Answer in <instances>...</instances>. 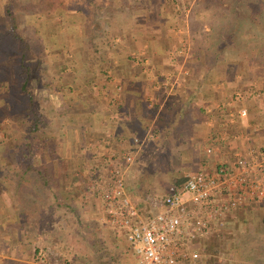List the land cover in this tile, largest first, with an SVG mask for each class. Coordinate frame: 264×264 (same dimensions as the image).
Here are the masks:
<instances>
[{"label":"crops","instance_id":"1","mask_svg":"<svg viewBox=\"0 0 264 264\" xmlns=\"http://www.w3.org/2000/svg\"><path fill=\"white\" fill-rule=\"evenodd\" d=\"M111 1L100 0L102 8ZM123 1L118 0L117 12L121 13L115 18L118 23L132 18L127 26L131 25L132 31L120 24L122 30L113 37L115 41L112 39L88 57V75L71 76L68 81L56 80L57 75L49 78L53 91L65 84L66 91L77 89L69 102L77 109L71 105L53 108L52 112L59 115V125L45 129L47 136L22 135L21 150L26 159H31L30 166L39 167L37 170H26L25 166L16 169L18 150L14 149L19 124L11 119L5 125L10 145L4 147L8 154L4 157L6 169L0 170V264H32V250L44 247L56 253L48 258V264H97L93 263L96 255L106 259L105 254H83L79 248L87 242L88 252L104 250L102 243L126 247L128 254L120 255L113 264H131L126 262L127 256L136 264L123 235L117 230L118 235L113 234L115 230L111 232L101 221V201L86 192L85 185L94 178L87 166L98 165L104 159L101 149H92L98 140H106L114 154L129 150L133 138L139 140L133 161L124 173V186L146 212L150 209L145 196L160 198L186 175L199 170L210 172L219 164L235 171V152L264 148V94L259 98H234L237 90L264 92L260 79L254 78L234 53L225 52L216 60L203 58L200 45L188 41L196 30L191 31L187 21L184 26L183 13L174 8L183 0H133L138 8L132 7V13H127L128 7L122 9ZM187 11L185 17L199 15L195 10ZM111 15L106 13L107 17ZM176 24L184 28L185 42L178 36ZM207 29L202 26V30ZM193 49H200V56L193 57ZM42 60L48 68L57 65L59 73L67 69L55 58L42 55ZM44 76L28 77L27 91L34 88L44 94L50 74ZM11 77L10 82H4L8 78L0 74V85L13 84L16 76ZM9 89L2 87L0 93L9 94ZM241 107L246 110L245 118L236 116ZM213 145L218 149L205 153V148ZM215 235L228 236L235 243L244 236L247 246L250 242L245 254H264V205L246 201L195 247L203 253L208 251ZM64 246L77 254H61Z\"/></svg>","mask_w":264,"mask_h":264},{"label":"built area","instance_id":"2","mask_svg":"<svg viewBox=\"0 0 264 264\" xmlns=\"http://www.w3.org/2000/svg\"><path fill=\"white\" fill-rule=\"evenodd\" d=\"M262 94L259 89L237 90L234 98ZM236 116L245 118L246 110L238 108ZM133 142L126 152L114 154L106 140L96 141L92 149H101L104 159L87 166L94 178L85 188L101 201V221L123 235L136 264H202L205 255L196 243L211 236L217 224L246 201L264 205V148L254 147L235 152L237 170L219 164L210 172L188 174L179 184L169 186L162 197L145 196L150 212L140 211L124 186V173L139 146L137 138ZM216 147H206L205 153ZM31 254L32 264H48L56 253L44 247Z\"/></svg>","mask_w":264,"mask_h":264},{"label":"rangeland","instance_id":"3","mask_svg":"<svg viewBox=\"0 0 264 264\" xmlns=\"http://www.w3.org/2000/svg\"><path fill=\"white\" fill-rule=\"evenodd\" d=\"M14 11L16 14L19 15L18 22H17V34L22 37V42L27 41L35 51H37L40 54V61H41V68L44 71V75L48 76V81L45 83L47 89H45L44 94L43 92H35L34 88L28 90L29 84L27 83V89L21 90L20 92L15 88V83L18 80L15 78L14 83L10 85H0L2 87H9V94H1L0 93V170L3 171L6 169V164L4 163V157L7 156V149L5 150L4 147H8V138L7 131H6V123L10 122L11 119H16L19 124V130L17 132L18 136L15 141L17 143L15 144L14 151L18 152L16 153V156L19 154L21 150V139L22 135L24 133L30 134V133H41L42 136H47V130H51L52 128L57 127L59 124V115L56 116L55 113H53V108L58 107H69V102L72 101L74 98L72 96V93L78 92L77 89H74L71 93V91H66L67 84L65 85H59L58 91H53V88L51 87L52 81L49 79L51 76L57 75L56 80H67L73 76L74 78L80 77L81 75H88V22L90 21H96L95 26L99 27V32H96L95 35V41L102 40L106 35H102L101 32H106L108 34V37L110 39H113V37H116L119 33V30H122L120 24L124 25V27H127L132 22V18H129L130 20L123 19L124 23H118L116 17V14H120L121 12H117L119 10L118 0H113L107 5H105V8H102V11L99 12L97 9L96 12L94 10L91 11V7L88 6V0H53L54 3L51 7V12H41L35 11V9L38 6L35 7H29L27 6L28 2L32 4H37L38 0H16ZM97 4H102L100 0H93ZM138 1V0H136ZM168 1V0H166ZM181 1V0H179ZM215 0H198L196 3H192V0H183L180 2V4H176L174 8L179 10V12L183 13V20L182 24L187 21L189 22V17H185L184 13L192 12L195 10L199 15H196V18L193 17L192 19H197V17H201V20L206 17V15L209 13L210 9L214 5ZM204 2V4H203ZM102 6V5H100ZM182 6V7H181ZM28 11V12H26ZM110 12L112 15L107 17L106 13L103 12ZM120 11V10H119ZM95 14V17L93 15ZM201 13V14H200ZM128 15V14H127ZM131 15V14H129ZM256 14H254V18ZM111 17V18H110ZM204 17V18H203ZM187 18V20H186ZM107 19V20H106ZM181 24V19L177 20ZM6 19L1 16L0 13V60H2L0 64V74L4 78V82H10L12 77L11 74H19L21 68L19 63V54L18 49H20V45L24 44L18 40H14L12 36L7 34L6 30ZM181 24V25H182ZM205 26L207 28V24L205 21H203L202 26ZM131 26V25H130ZM127 27L126 30L131 32L132 28ZM176 32L180 38L186 39V34H184V28H180L179 24H176ZM140 30H137V32ZM142 33V30H141ZM193 33V32H192ZM193 37L189 38L188 41L193 39V42L195 44H199L198 42H201V36L202 33L200 31L193 33ZM263 35V36H262ZM137 36V35H136ZM132 38V35H130ZM145 37V36H144ZM147 37V36H146ZM259 38L263 37L264 34H260L258 36ZM137 38V37H136ZM109 39V42L111 41ZM115 41V40H114ZM108 42V43H109ZM183 42V41H182ZM192 42V41H191ZM255 42V41H254ZM124 43H126L124 39ZM70 45L72 46H78V49H71L69 48ZM98 46V45H97ZM103 47V46H102ZM56 49L60 51V54L56 56L55 51ZM202 49V48H201ZM42 50H45L42 54ZM96 54V53H95ZM42 55L46 56L47 58H55L56 60H60V63L63 62L65 64V68H67L65 71L59 73L57 70V65H54L52 67H47L46 65H43ZM26 61L25 63H30L29 58L31 55H26ZM94 56V55H93ZM131 56V54H130ZM132 57V56H131ZM45 58V57H44ZM4 63V60H6ZM69 59H71V62L76 61L78 63L71 64L69 63ZM79 60H85L86 63H79ZM68 61V62H65ZM16 62V66L14 67ZM65 62V63H64ZM246 68L249 69L251 74H253L254 78L260 79L259 82L261 84H264V78L262 79L261 76H264V67H262L261 64L257 62H248V61H242ZM76 64L79 65L76 67ZM59 65V64H58ZM69 65V66H68ZM22 67V66H21ZM242 68V67H241ZM15 69V71H14ZM259 71H256V70ZM259 72V73H256ZM259 74V75H258ZM44 76V77H45ZM30 76L29 78H31ZM62 77V78H61ZM262 80V81H261ZM36 84H34L35 86ZM31 87V85H30ZM62 87V89H61ZM71 88V86H70ZM47 92V93H45ZM59 92V93H58ZM31 98V110L33 115H35L38 119V125L35 128V130H30V123L31 119L30 117L25 118L22 117L23 113L22 110L24 107H27L28 100ZM75 106V107H74ZM72 107L76 108V105ZM37 108H40V111H43L42 113H37ZM11 112L15 115H12L11 119L9 120V116ZM29 112V114H30ZM57 120V121H56ZM24 123V124H22ZM23 125V127L21 126ZM22 129H21V128ZM30 136V135H29ZM8 142V143H7ZM36 141L32 142V151L34 150ZM10 145V144H9ZM31 153V150H29ZM27 156V155H26ZM29 158V157H28ZM31 159H24L23 166H25L27 161H30ZM50 165V164H47ZM15 168V166H14ZM13 168V169H14ZM39 167L36 166V164H32L30 170H37ZM10 169V168H8ZM19 170H23L21 168V165L17 164V168ZM86 228V227H85ZM88 228V227H87ZM106 233V232H105ZM224 236L223 238L219 237L218 235H215L214 238H212V241L210 242V249L208 251H205L203 262L204 264H264V254H245L246 247L249 246L250 242L248 243L244 241L245 237L241 236V240L237 243L232 242L230 237ZM216 238L218 240H216ZM253 244V243H252ZM259 245H257L258 248ZM36 249V248H35ZM81 252L85 254H91V251L88 252V249L85 246H80L79 248ZM101 254H103V250H99ZM203 252V251H202ZM80 253V252H79ZM251 256V258L249 257ZM249 258V260L245 258Z\"/></svg>","mask_w":264,"mask_h":264},{"label":"trees","instance_id":"4","mask_svg":"<svg viewBox=\"0 0 264 264\" xmlns=\"http://www.w3.org/2000/svg\"><path fill=\"white\" fill-rule=\"evenodd\" d=\"M16 0H0V13L3 18L6 19V30L7 34L12 36L14 40L20 39L17 34V22L19 15L14 11ZM53 0H38L37 4H32L28 2L27 6L35 7L38 6L35 11L39 13L51 12V7L53 5ZM101 5V4H100ZM93 0H88V6H90L91 11L97 9L99 12L102 11V6H100ZM123 7H128L129 12L132 13V7H137V3L133 0H124L121 5ZM141 6V4H139ZM138 8V7H137ZM135 8V9H137ZM210 11L204 19H192L189 18V27L192 30L200 31L202 33L201 42H198L200 49L202 48L203 58L206 60L218 59L219 55H222L225 52L234 53L237 56L239 61H248V62H257L264 67V38L258 37L260 34H264V0H215L212 8H209ZM28 12V11H26ZM96 12V10H94ZM111 14L110 12H108ZM254 14H256L254 18ZM94 17L95 14L93 13ZM107 20V19H106ZM203 21L207 24V30H202ZM96 22V21H95ZM94 21L88 22V57L90 59L91 55L97 51L99 47L105 46L109 42V37L106 32H101L102 35H106L102 40L95 41L96 32H99V27L95 26ZM194 35H192L193 37ZM263 36V35H262ZM112 40V39H110ZM193 43V39L191 40ZM255 41V42H254ZM24 44L20 45L18 49L19 54V63L21 70L19 74L12 73L11 76H16L15 88L20 92L21 90L27 89V78L31 75L34 77L41 76L44 74V71L41 68L40 54L35 51L32 46L24 40ZM98 45V46H97ZM199 50L193 49V57L200 56L201 52ZM29 54L30 63H25L26 55ZM0 60V64L3 63ZM6 60H4L5 63ZM22 66V67H21ZM230 69L232 67H229ZM15 71V69H14ZM256 71H259L258 69ZM259 73V72H256ZM259 75V74H258ZM38 77V78H39ZM263 79L264 76H261ZM264 86V84H263ZM260 90V89H259ZM31 98L28 100V106L24 107L22 110V117L28 119L32 118L30 123V130H35L37 127L38 119L35 115L32 114L31 110ZM32 111V112H30ZM30 112V114H29ZM15 115V114H13ZM12 117V113L9 116V120ZM25 144V143H24ZM27 147V146H26ZM24 150V149H23ZM26 153L22 150L15 157L17 164L21 165L23 168V161L26 159ZM25 169L30 170L31 166L29 161L24 162ZM141 202L137 200V208L141 211H145L139 205ZM113 230V228H108ZM80 230V227H79ZM115 230V235H118V232ZM86 231L88 228L86 227ZM95 245V244H94ZM88 249V242L83 244ZM92 246V244H91ZM103 254H105L106 259L102 258L100 255H96V258L93 260V263L97 264H113L116 261H119L120 255L128 254L127 248L122 247L119 244L111 246L109 244L102 243ZM94 249V248H93ZM61 254H77L69 251L66 246L61 248ZM82 254V253H81ZM85 254V253H83ZM91 254H101L98 249L92 250ZM104 260H102V259ZM126 262H132L130 257L127 256ZM90 261H88V264Z\"/></svg>","mask_w":264,"mask_h":264}]
</instances>
